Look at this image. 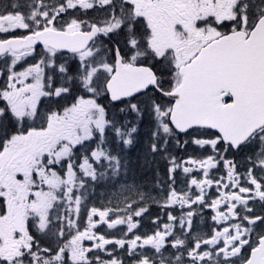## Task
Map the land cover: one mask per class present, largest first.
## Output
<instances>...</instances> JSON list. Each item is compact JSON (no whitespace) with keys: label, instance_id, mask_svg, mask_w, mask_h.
<instances>
[{"label":"snow or ice","instance_id":"6c2138e0","mask_svg":"<svg viewBox=\"0 0 264 264\" xmlns=\"http://www.w3.org/2000/svg\"><path fill=\"white\" fill-rule=\"evenodd\" d=\"M0 264H264V0H0Z\"/></svg>","mask_w":264,"mask_h":264},{"label":"trees","instance_id":"16d2710c","mask_svg":"<svg viewBox=\"0 0 264 264\" xmlns=\"http://www.w3.org/2000/svg\"><path fill=\"white\" fill-rule=\"evenodd\" d=\"M151 210L152 211H155V210H157V208L156 207H152Z\"/></svg>","mask_w":264,"mask_h":264},{"label":"flooded vegetation","instance_id":"af4514ba","mask_svg":"<svg viewBox=\"0 0 264 264\" xmlns=\"http://www.w3.org/2000/svg\"><path fill=\"white\" fill-rule=\"evenodd\" d=\"M211 214V213H210Z\"/></svg>","mask_w":264,"mask_h":264}]
</instances>
